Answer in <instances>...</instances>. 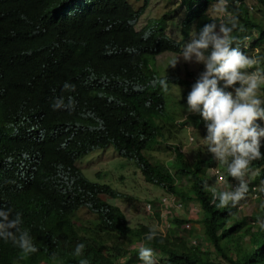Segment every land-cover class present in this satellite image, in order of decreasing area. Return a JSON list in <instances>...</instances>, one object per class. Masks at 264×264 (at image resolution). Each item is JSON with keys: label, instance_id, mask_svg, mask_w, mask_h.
<instances>
[{"label": "trees", "instance_id": "obj_1", "mask_svg": "<svg viewBox=\"0 0 264 264\" xmlns=\"http://www.w3.org/2000/svg\"><path fill=\"white\" fill-rule=\"evenodd\" d=\"M177 1L183 11L180 41L167 36L163 18L135 30L148 0L137 8L130 0H0V207L21 213L22 229L39 249L21 257L10 241L0 240V264H80L82 259L117 264L109 246L126 249L135 240L159 251L168 264H264V231L256 223L264 218V192L256 191L264 183V138L262 158L250 165L249 191L257 193L259 209L249 220L239 206L217 207L204 189L213 185L206 177L211 153L188 159L173 146L168 166L145 156L165 140L169 126L206 128L198 114L177 122L167 103L168 85L160 84H176L187 98L205 69L161 78L153 68L156 56L182 53L191 31L198 34L207 23L235 16L239 26L233 47L240 42L246 55L256 50L258 63L252 69L264 70V53L257 49L264 43V19L249 13L246 0H228L230 15L220 18L209 14L214 0ZM255 2L264 17V0ZM251 31L257 38L246 48ZM259 97L264 100V87ZM60 99L62 107L54 109ZM256 123L264 128V120ZM108 146L132 161L147 183L184 205L196 201L197 218L188 223L196 225L215 261L177 236L169 240L157 234L146 241L149 229L129 228L121 210L102 199L126 197L89 181L75 164ZM184 178L187 185L176 184ZM80 208L98 223L85 226L76 220ZM80 243L83 255L75 256Z\"/></svg>", "mask_w": 264, "mask_h": 264}, {"label": "rangeland", "instance_id": "obj_2", "mask_svg": "<svg viewBox=\"0 0 264 264\" xmlns=\"http://www.w3.org/2000/svg\"><path fill=\"white\" fill-rule=\"evenodd\" d=\"M143 1L130 0V3L134 8H137L143 4ZM246 3L251 8L249 9V13L252 16L258 19H264L262 14L255 9V0H246ZM209 14L214 18H220L222 16L223 13L217 10V0L213 1V5L209 9ZM182 16L183 11L177 0H148L143 14L136 22L135 30L142 29L152 20L163 18L167 36L175 41H180ZM194 35L195 32L191 31L189 38L185 40L184 44L190 42ZM249 35H251L250 40H246L247 42L244 43L246 48L254 43L257 38V34L254 31H251ZM257 49L264 53V43L259 42ZM256 52L255 50L248 54V56L254 58ZM180 56L181 53H162L156 56L153 68L157 71L158 76L166 78L177 76L180 78L187 75V72L199 73L201 68L205 69L203 64L185 62ZM176 60H178L176 66L174 68L171 67L172 63ZM249 71H255V69L253 70L251 68ZM167 85L168 99H172L180 110L177 115V122L181 123V121L189 116L187 112V98L183 100V103H180L182 99V88L172 82ZM261 87H264V85H261ZM259 94L260 91L258 92V96ZM165 131V140L160 145L155 146L152 151L145 153L146 158L151 163L168 166L172 162L173 146H177L188 159H191L197 154H201L204 158L209 155L202 139L207 135L206 128L201 131L195 130L188 124L184 126L175 124L169 126ZM211 158L212 163L207 167L206 177L213 185H216L219 181L218 187L222 190H231L237 182L227 174L226 166L218 165L212 155ZM75 165L89 181L107 184L120 195L126 197L116 199L103 197L102 199L106 203L118 207L121 210L128 225H131L130 228L144 227L149 230L156 228L158 229V235L165 236L169 240L177 236L185 242L186 247L189 249L199 247L201 252L209 253L208 257L211 261L216 260L212 248L202 241L201 236L196 231V225L188 223V221L197 218L196 201H190L188 204L178 206L179 203H182L181 201H178L174 196L165 192L162 187L147 183L136 165L132 161L119 157L110 146L104 149L93 150L81 157ZM252 177L253 172H250L247 177L248 181ZM187 183L188 179L184 178L178 180L176 184L183 187ZM261 187H264L263 182H259L256 191L260 190ZM256 197L257 193L255 194L253 191H249L247 198L242 200L238 207L242 215L248 220L259 209ZM162 199H166L167 203H162ZM148 205H150L149 208ZM75 218L85 226H93L98 223L96 216L86 208H80ZM174 220L181 221V223H176ZM193 240L196 241V244H191ZM140 247H145V245L140 240H135L130 245H127L126 249L111 245L109 246V250L117 264H141L138 259ZM153 251L157 264H168L167 259L159 251L154 249Z\"/></svg>", "mask_w": 264, "mask_h": 264}, {"label": "clouds", "instance_id": "obj_3", "mask_svg": "<svg viewBox=\"0 0 264 264\" xmlns=\"http://www.w3.org/2000/svg\"><path fill=\"white\" fill-rule=\"evenodd\" d=\"M227 6L228 0H217L219 12L228 14ZM238 26L239 20L235 16L226 22L205 24L190 42L184 44L180 56L185 62L205 66L187 96V112L202 117L207 130L202 139L208 152L218 165L226 166L227 174L237 182L231 190H220L219 181L216 185H204V189L212 194L213 204L219 208H237L247 198L250 165L262 158L260 148L264 128L256 121L264 120V100L258 96L264 85V70L249 71L258 61L241 51L238 44L233 47V32ZM177 62L174 61L171 67L174 68ZM160 84L167 87L166 80H161ZM64 87L68 89L70 85L65 83ZM169 101V110L175 112L176 118L180 110L172 99H167V103ZM62 103V99L57 100L54 109L62 107ZM260 191L264 192V187ZM256 223L259 230L264 231V218L258 217ZM22 224L20 212L13 213L11 208L0 207V240L10 241L19 249L21 257H28L39 249L29 232L22 229ZM157 234L158 229L152 228L145 234V240L150 242ZM84 248L83 243L77 244L73 254L82 256ZM138 259L141 264H157L151 247H140ZM80 264H87V261L82 259Z\"/></svg>", "mask_w": 264, "mask_h": 264}, {"label": "built area", "instance_id": "obj_4", "mask_svg": "<svg viewBox=\"0 0 264 264\" xmlns=\"http://www.w3.org/2000/svg\"><path fill=\"white\" fill-rule=\"evenodd\" d=\"M238 45H240V43H238ZM161 201H162V203H165V202L167 203V200H166V199H162ZM178 206H183V204H182V203H179ZM149 207H150V206H148V208H149ZM192 243L195 244L196 241L193 240Z\"/></svg>", "mask_w": 264, "mask_h": 264}]
</instances>
